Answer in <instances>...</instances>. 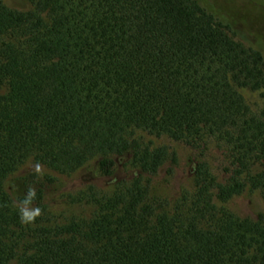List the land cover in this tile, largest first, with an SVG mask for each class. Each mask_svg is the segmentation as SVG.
I'll use <instances>...</instances> for the list:
<instances>
[{
	"label": "trees",
	"instance_id": "trees-1",
	"mask_svg": "<svg viewBox=\"0 0 264 264\" xmlns=\"http://www.w3.org/2000/svg\"><path fill=\"white\" fill-rule=\"evenodd\" d=\"M30 1L22 11L0 0V264H264V215L220 205L246 190L264 198V110L240 91L264 97V42L234 33V11L264 0ZM142 133L215 143L225 179L201 160L173 203L151 197L144 175L176 154ZM126 152L140 175L80 197L96 206L88 218L58 221L47 176L7 189L28 159L72 174L99 158L110 176ZM29 187L41 215L23 225Z\"/></svg>",
	"mask_w": 264,
	"mask_h": 264
},
{
	"label": "rangeland",
	"instance_id": "rangeland-1",
	"mask_svg": "<svg viewBox=\"0 0 264 264\" xmlns=\"http://www.w3.org/2000/svg\"><path fill=\"white\" fill-rule=\"evenodd\" d=\"M4 3L13 9L22 11L32 8L30 0H4ZM240 10V12L234 11V17L237 20L234 29L235 38L245 44H250L253 41L252 38L264 42V7L257 5V8L253 9L243 6ZM239 21L243 22L244 27H241ZM240 91L254 111L264 110V97L260 91L248 88H241ZM142 136L145 141L152 140L154 145L169 146L176 154V161H168L157 174L144 175L150 184L151 197L173 203L186 190L192 188L195 167L201 160L208 162L220 181L225 179L224 152L215 143L209 142L197 148L186 142L174 141L167 137L155 138L144 133ZM114 160L116 162L115 171L107 176L99 171V158L92 159L72 174H61L33 159H28L8 177L7 189L15 195L21 183L18 179L29 174H36L34 169L39 164L43 173L39 176L42 178L47 176L52 180L46 185L45 202L58 221L66 222L75 217L88 218L93 215L96 206L88 200L79 199L80 197L92 193L110 194L118 182L128 181L140 175L139 169L132 161L131 152L115 156ZM220 205L240 217L253 220H256L260 214L264 215V198L259 191L246 190Z\"/></svg>",
	"mask_w": 264,
	"mask_h": 264
},
{
	"label": "clouds",
	"instance_id": "clouds-1",
	"mask_svg": "<svg viewBox=\"0 0 264 264\" xmlns=\"http://www.w3.org/2000/svg\"><path fill=\"white\" fill-rule=\"evenodd\" d=\"M35 173L42 175V168L39 164L35 166ZM36 189L29 187L24 193L23 198L19 201L17 206V215L19 221L23 225L33 224L37 217L41 215V209L39 207H33V201L36 199Z\"/></svg>",
	"mask_w": 264,
	"mask_h": 264
}]
</instances>
